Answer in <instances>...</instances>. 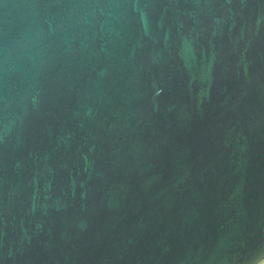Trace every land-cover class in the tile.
Returning a JSON list of instances; mask_svg holds the SVG:
<instances>
[{"label": "water", "instance_id": "1", "mask_svg": "<svg viewBox=\"0 0 264 264\" xmlns=\"http://www.w3.org/2000/svg\"><path fill=\"white\" fill-rule=\"evenodd\" d=\"M0 264H264V0H0Z\"/></svg>", "mask_w": 264, "mask_h": 264}]
</instances>
